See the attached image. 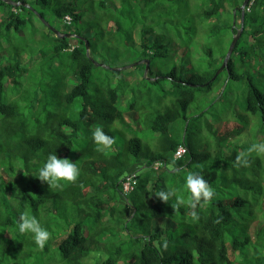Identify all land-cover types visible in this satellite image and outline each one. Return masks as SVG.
I'll return each mask as SVG.
<instances>
[{"label": "trees", "instance_id": "16d2710c", "mask_svg": "<svg viewBox=\"0 0 264 264\" xmlns=\"http://www.w3.org/2000/svg\"><path fill=\"white\" fill-rule=\"evenodd\" d=\"M198 1L174 23L157 14L165 0H0V264H46L50 250L58 253L55 264H82L91 253L102 258L92 264H264V155L236 165L239 153L264 141V0H250L242 22L243 0ZM65 16L69 25L61 23ZM42 21L73 37H58ZM241 25L225 69L212 79ZM18 36L32 40L33 51L16 43ZM177 44L186 48L177 46L181 65L163 72L158 61ZM191 47L193 61L186 57ZM108 59L111 68L120 60L122 67L137 64L100 66ZM97 70L105 74L92 85ZM210 110L223 113L212 126ZM179 119L180 138L171 131ZM231 121L236 126L223 133L215 126ZM97 126L116 141L103 152L92 138ZM193 127L200 152L188 138ZM242 134L250 145H239ZM179 146L185 154L173 160ZM52 153L77 162L75 183L53 188L36 177ZM189 171L216 192L197 206L198 220L187 205L175 211V198L166 204L155 196L172 188L187 200ZM131 172L137 184L124 195L121 182ZM25 211L51 233L43 248L18 230Z\"/></svg>", "mask_w": 264, "mask_h": 264}, {"label": "clouds", "instance_id": "9594fccd", "mask_svg": "<svg viewBox=\"0 0 264 264\" xmlns=\"http://www.w3.org/2000/svg\"><path fill=\"white\" fill-rule=\"evenodd\" d=\"M92 138L98 145L97 151L100 152L110 149L116 143L114 138L108 136L103 131L102 126L95 127ZM253 153L264 155V141L252 143L245 151L239 153L236 157V165L247 166L249 163L248 157ZM79 175L80 168L77 162L74 163L69 158H59L56 153H52L48 155L46 162L40 168L39 174L36 177L49 187L58 188L61 187V181L75 183ZM185 189L190 194L187 200L178 197L176 190L172 188L161 189L155 196L166 204L175 198L171 204L175 211L181 206L187 205L192 209L191 218L198 220L197 206L202 202L204 204L210 203L216 196V192L201 173L194 171H189L186 174ZM17 226L21 234H33L34 242L39 248H43L52 238L51 233L42 226L40 220L28 211L20 214ZM167 246L168 241L165 239L164 248H167Z\"/></svg>", "mask_w": 264, "mask_h": 264}, {"label": "rangeland", "instance_id": "374dc122", "mask_svg": "<svg viewBox=\"0 0 264 264\" xmlns=\"http://www.w3.org/2000/svg\"><path fill=\"white\" fill-rule=\"evenodd\" d=\"M200 1H198V0H190V5L188 4V2H186V0H182V1H178V0H165V5H166V8L164 9L166 12H164V10L163 11H159L157 14L158 15H162V17L164 16V15H167V17L169 18V19H171V22H174L175 23V20H179V18H181V17H186V15H188V14H193V12H194V9H193V5H195V4H197V3H199ZM194 8H195V10H196V5L194 6ZM147 12V11H146ZM145 12V13H146ZM161 12V13H160ZM48 18V20L49 19H51V17H50V15L49 16H47ZM164 18V17H163ZM187 18V17H186ZM31 19L34 21V23L37 25V27L40 29V30H45L44 28H43V26H41L40 24H38V22H37V20H36V18L35 17H31ZM86 19H88V15H85L84 16V18H83V20H85L86 21ZM53 20V19H52ZM150 20V17H147V22ZM185 20V19H184ZM54 21V26L55 27H57V29H60L61 27H60V23L57 21V20H53ZM185 21H187V20H185ZM179 23L180 24H182V22H180L179 21ZM186 25V24H185ZM169 28L170 29H167V28H165V30L167 31L165 34H171V31H173L174 29H172L173 28V25L172 26H169ZM27 32H26V35H27V37H29L30 36V29H27L26 30ZM174 32V31H173ZM172 32V33H173ZM137 35V34H136ZM232 40V39H231ZM14 41L16 42V43H19L21 46H27L28 48H25L28 52H31V51H33V48H34V45H33V43H32V40H27V42L25 43V40H24V38H22V37H16V38H14ZM136 42H137V37H136ZM231 42V41H230ZM27 44H29V46L27 45ZM182 44V43H181ZM183 45V44H182ZM182 45H175L176 47H174V46H172V45H169V46H167V51L165 52V54H164V56L158 61V65H159V67L162 69V71L164 72V71H167V69H169V68H172V67H176V68H179L180 67V65H181V56H182V54H181V52H180V50L181 49H179L178 50V48L181 46V47H183L182 49H184L185 48V46H182ZM177 46H179L178 48H177ZM186 49V48H185ZM187 49H188V46H187ZM195 49L196 48H193V47H191L190 48V50H189V56H186L187 57V59L188 60H192V58H195V56L196 55H198V54H196V53H198V52H196L195 51ZM37 59V57H33L32 59H30V61H29V59L28 58H25L24 59V62H25V60L27 61V62H29L30 63V65L31 64H33V61L34 60H36ZM193 61V60H192ZM105 63H106V65L108 66V67H110L111 68V66H113L114 64L111 62V61H109V59L108 60H105ZM120 63H122L121 62V60H120V62L117 64V65H115L116 67H112V69H118V68H122V66H120L121 64ZM135 64H137V63H135V62H131L130 64H127V65H125V66H123V67H131V66H133V65H135ZM136 73H138V74H140V72L138 71V72H136ZM98 74H100L101 76L102 75H104L105 74V71L104 72H102V71H100V70H97L96 72H94V74H93V78H94V81L92 82V85H95V83H97V79L95 78ZM137 77V74H134L132 77H130L129 79L130 80H132L133 78H136ZM73 83H75V80L74 79H71V81L69 82V84H73ZM241 86L243 85V84H240ZM243 87V86H242ZM244 90H245V88H243V89H239V91L240 92H244ZM235 97H236V95L234 96V95H232V97L230 98V100L232 101L233 99H235ZM238 97H239V100L241 101V105H239V103H238V110H239V112H241L242 114L245 112L244 111V99H243V96L242 95H238ZM239 101V102H240ZM126 102H127V98L124 96H121L120 97V102H119V104H120V106L121 107H123L125 104H126ZM198 106L199 107H203V105H202V103H198ZM193 108H190L188 111H187V113H186V115H187V117H190V115H192V113H193V110H192ZM211 110H216V109H212L211 108ZM210 110V114L209 115H207V117L205 118V120H207V123H208V125L209 126H212V122L217 118V117H219V116H223V113L221 112V111H218L217 110V113H214L213 111H211ZM213 115H215V116H213ZM135 117L133 116V117H131L130 116V114L129 115H125V119L127 120V122L128 123H131L132 124V121H133V119H134ZM205 120L204 119H202L201 120V122H199V123H197L198 124V128H201V127H204L206 124V122H205ZM207 125V126H208ZM216 127H217V129L219 130V132H221V133H223V132H225V131H229V130H231L232 128H234L235 126H236V123L234 122V121H231V122H229V123H220V124H216L215 125ZM195 128V127H193L192 129H191V132L190 133H188V138H190V140L193 142H195V144H196V147H197V150L200 152L201 151V149H199V147H200V145H201V143L203 142L202 141V138H201V136L200 135H196V129H198V128ZM211 128V127H210ZM171 131H172V134L175 136V137H182L183 136V134H184V127H183V122L181 121V119H179L178 121H176V122H173V124H171ZM212 131V130H211ZM200 136V137H199ZM238 143H239V145L241 144V145H250L251 144V141H250V139L249 138H247L246 137V135L245 134H242L241 136H239L238 137ZM193 142V143H194ZM256 227H257V224L255 225V226H252V228L250 229V234L251 235H253L254 234V230L256 229ZM46 259H48V262H46V264H55L54 263V259H59V256H58V253L57 252H55L54 250H50L48 253H47V255H46ZM102 258H100V254L99 253H91L90 254V256L87 258V259H85V260H83V262H82V264H92V263H94V262H98V261H100ZM45 260V259H44Z\"/></svg>", "mask_w": 264, "mask_h": 264}, {"label": "water", "instance_id": "95a60500", "mask_svg": "<svg viewBox=\"0 0 264 264\" xmlns=\"http://www.w3.org/2000/svg\"><path fill=\"white\" fill-rule=\"evenodd\" d=\"M249 1L250 0H243L241 6H240V10H241V22H242V19H243V12H244V9L245 7L249 4ZM14 5H17V3H15ZM45 26H47L55 35H57L58 37L60 38H70V37H73V35H70V34H61L59 31L49 27V25H47V23H45L44 21H42ZM241 32H242V25L240 26V28L237 30L236 34L232 37V40L227 48V51H226V54L224 56V59L222 61V64L221 66L219 67V69L215 72V75L213 76L212 79L215 78L216 75H218L223 69H225L226 65H227V62L233 52V49L235 47V44L237 42V40L239 39L240 35H241ZM85 48H86V53L88 54V45L87 43L85 42ZM145 69H144V76L145 74L147 73V70H148V61H145ZM104 68H107V69H111V70H124L126 68H129V67H122V68H118V69H112V68H109L107 66H104V65H100Z\"/></svg>", "mask_w": 264, "mask_h": 264}, {"label": "built area", "instance_id": "2783aa9c", "mask_svg": "<svg viewBox=\"0 0 264 264\" xmlns=\"http://www.w3.org/2000/svg\"><path fill=\"white\" fill-rule=\"evenodd\" d=\"M70 22L71 20L68 16L63 17L61 20V23L64 25H69ZM184 154H185V148L183 146H179L173 154V160L181 159L184 156ZM159 166H160V162H156L153 165V169L156 170ZM136 184H137V172H131L126 174L121 182L122 193L124 195L129 194L135 188Z\"/></svg>", "mask_w": 264, "mask_h": 264}, {"label": "bare ground", "instance_id": "6f19581e", "mask_svg": "<svg viewBox=\"0 0 264 264\" xmlns=\"http://www.w3.org/2000/svg\"><path fill=\"white\" fill-rule=\"evenodd\" d=\"M139 173V172H138Z\"/></svg>", "mask_w": 264, "mask_h": 264}]
</instances>
